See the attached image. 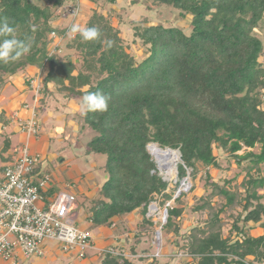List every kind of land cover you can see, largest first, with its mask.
<instances>
[{
    "label": "trees",
    "instance_id": "16d2710c",
    "mask_svg": "<svg viewBox=\"0 0 264 264\" xmlns=\"http://www.w3.org/2000/svg\"><path fill=\"white\" fill-rule=\"evenodd\" d=\"M81 1L0 0V20L7 19L15 38L31 43L29 53L0 62V92L9 77L29 67L43 73L23 83L30 89L33 79L43 81L41 108L55 94L79 101L81 108L88 92L110 97L106 112L81 113L83 127L93 132L88 155L106 157L105 181L92 206L91 223L109 228L117 217L135 212L146 223L152 203L163 208L172 201L163 228L176 234L175 219L185 211L180 201L188 193L174 195L188 173L192 193L203 171V194L189 209L206 214L204 226L193 228L184 244L175 243L194 264H264V232L252 237L244 231L248 225L264 231V0H150L156 7L176 9L190 29L186 33L181 26L151 24L147 17L132 22L133 37L146 52L140 60L130 53L109 14L101 12V2L116 0H87L94 10L86 27L98 28L99 39L85 41L77 33L65 45L68 54L52 52V33L67 37L66 28L53 24L55 11L60 16L65 7L77 5L80 12ZM10 121L0 109V172L10 160V136L15 133L7 132ZM149 145L178 151L175 182L163 180ZM217 150L227 163L235 159L239 168L247 163L240 183H234L238 175L212 181L210 170L222 167ZM118 250L122 254L104 253L99 264H132Z\"/></svg>",
    "mask_w": 264,
    "mask_h": 264
},
{
    "label": "rangeland",
    "instance_id": "374dc122",
    "mask_svg": "<svg viewBox=\"0 0 264 264\" xmlns=\"http://www.w3.org/2000/svg\"><path fill=\"white\" fill-rule=\"evenodd\" d=\"M101 12L103 14H109L112 19V24L118 26L121 30V38L129 44L128 46L130 53L134 54L136 59H141L146 55L139 40H135L133 37V26L132 22H139L143 18L147 17L151 24H165L166 26H181L186 33L189 32L190 27L188 22H183L179 19V12L168 6L156 7L150 3V0H139L138 4H133L132 0H116L114 3L101 2ZM103 4V5H102ZM150 6V7H149ZM66 8V7H65ZM94 6L83 0L80 3V12L73 21H71L70 15L67 14L65 17L58 16L59 9L54 13L57 21L54 25L64 29L71 23L77 24L81 27H86V24L91 17ZM66 38L56 40L58 43H51V51L59 52L61 56L68 54L65 49V45L76 35L73 33L66 34ZM258 35H260L258 33ZM261 36V35H260ZM55 48H58L55 50ZM25 73V74H24ZM37 73L38 77H43V73L40 72V76L33 68H25V72L19 73L18 76L21 78L28 79L32 74ZM21 74V75H20ZM27 76V77H24ZM15 76L12 78V81ZM37 79V78H35ZM19 88L13 87L6 93V103L13 102V98L19 92ZM31 91V90H30ZM23 92L28 94L25 89ZM0 92V103L5 99V96ZM32 93H29V100H25L24 97H17L18 103L11 105V108L7 109V115L11 118L9 133L11 129L13 133L11 137L12 149H20L22 144L27 141L29 149L36 155H38L41 164V173L43 176H48L50 179V190L53 189V193L60 191L66 193H73L77 197V210L75 213L79 219L77 226L82 229H87L91 235L95 238L94 245L95 249H88L86 251V258L80 259L73 251H64L63 244L56 242H46L41 246V252L37 255L25 259L20 254L17 264H99L104 256L105 251L113 248L115 251L120 252L121 249L125 256L131 261L132 264H194L190 263L189 257L186 255L185 249L177 246L176 240L179 244H184L186 236L190 234V231L195 227H203L204 220L206 218L205 213H195L190 207H195L199 202L198 198L203 194L204 181L200 179L204 176V172L201 171L197 175L193 182L195 184V190L183 198L180 204L185 207L184 214L181 218L175 219V224L179 227L177 233L174 230H167L164 228L160 229L161 233V246L158 249L155 244V234L159 231V224L154 222V218H158L156 215L154 218H149L144 223L141 212H135L130 215L117 217L114 220L115 226L98 227L91 223L90 218L92 217L94 201L99 198L98 191L101 185L105 181V175L102 168L106 164V157L103 155L87 153V144L90 142L93 132L88 128H84L83 119L81 113L83 109L79 105V101H67L68 108L63 112L60 110V104L55 105L52 103L50 111L41 108L40 103L35 104V113L37 121L39 122L40 133L36 136L27 138L18 131L16 120L20 118H29V113L23 109V105L27 104L28 108L33 107ZM43 95L41 91L38 99ZM63 99V97L61 96ZM65 100V99H64ZM24 102V103H23ZM59 103L61 101H58ZM23 104V105H21ZM20 107L16 110L15 107ZM13 107V108H12ZM60 115H58V113ZM64 113V114H63ZM35 118V119H36ZM83 127V128H82ZM25 137L24 139L21 136ZM1 138V137H0ZM152 146L149 145L148 151L150 152L154 162L155 156L151 152ZM2 147V138L0 139V148ZM259 150L257 147L256 151ZM247 151H250L247 149ZM246 152L244 149L238 152V155H242ZM174 154L173 152H171ZM217 158L221 164L219 171L210 170L212 181H223L235 179L234 183H240L243 178L241 175L242 168L246 166V162L239 168L236 165L235 159H230V163L225 162V156L222 150L216 151ZM158 160V159H157ZM177 163V162H176ZM180 162L178 161L177 165ZM158 167V165H157ZM160 170V169H159ZM160 175H164L174 181L177 177V167L173 173H167L160 171ZM261 175L264 176V164L261 166ZM259 194H263L259 191ZM264 203V199L262 200ZM149 215V214H148ZM75 217V214H74ZM224 217V215H223ZM227 220V218H224ZM232 220L226 221V225L223 229V233L226 235L230 229ZM245 233L248 236L256 237L260 232L257 226H246L244 228ZM180 236V238H177ZM182 237L184 239L182 240ZM137 249L136 254H132ZM159 252V256L156 255ZM152 256H156L158 259L154 260ZM98 258V259H97ZM144 258V259H142ZM0 264H11V261H5L0 258Z\"/></svg>",
    "mask_w": 264,
    "mask_h": 264
},
{
    "label": "built area",
    "instance_id": "2783aa9c",
    "mask_svg": "<svg viewBox=\"0 0 264 264\" xmlns=\"http://www.w3.org/2000/svg\"><path fill=\"white\" fill-rule=\"evenodd\" d=\"M75 1L78 2L79 0ZM78 13V6L73 5L64 8L60 16L65 17L68 14L73 21ZM71 24L66 27V34L71 33L69 31ZM52 37L53 44L56 45L58 43L56 40L62 39L56 33H52ZM30 89L33 92V107L28 108L27 104H21L30 117L25 119L19 117L16 120L18 131L26 135L27 138L36 136L42 131L39 128L34 108L39 101L38 97L41 91L44 89L43 81L38 78L33 79L30 82ZM154 158L157 162L156 167L158 165L159 174L160 171L174 172H169V169L165 168L164 165L162 166L156 157ZM178 161L180 162V155ZM41 162L38 155L29 149L26 141L20 149L10 151V160L0 172V258L11 261V264H17L20 254L25 259H29L38 253L40 254L41 246L44 243L56 242L63 244L64 251H73L78 258L85 259L86 251L95 249V238L87 229L77 226L79 219L75 213L77 197L73 193L63 191L49 194V177L43 176L41 169L36 170ZM177 163L174 164V170ZM161 176L165 181H176V179L173 181L171 176L170 178ZM191 188L192 181L188 173L180 181L174 198H177L182 192L188 193ZM171 204L172 201L160 208L156 203H152L148 207L147 216L154 218L156 215L158 218L156 220L154 218V222L160 223L159 226L161 225L155 234V244L158 249L161 246L160 229L167 221V208ZM114 226L113 223L112 227ZM157 252L156 256L158 257L160 251ZM105 253L122 254L114 249L105 251Z\"/></svg>",
    "mask_w": 264,
    "mask_h": 264
},
{
    "label": "clouds",
    "instance_id": "9594fccd",
    "mask_svg": "<svg viewBox=\"0 0 264 264\" xmlns=\"http://www.w3.org/2000/svg\"><path fill=\"white\" fill-rule=\"evenodd\" d=\"M69 31L79 34L85 41H95L100 38V31L95 26L81 27L73 24ZM14 29L7 19L0 20V62L8 63L19 59L31 50V43L19 40L13 36ZM111 42H109V45ZM110 97L101 92H88L82 98V108L87 114L104 113L108 110Z\"/></svg>",
    "mask_w": 264,
    "mask_h": 264
},
{
    "label": "crops",
    "instance_id": "0c3cea01",
    "mask_svg": "<svg viewBox=\"0 0 264 264\" xmlns=\"http://www.w3.org/2000/svg\"><path fill=\"white\" fill-rule=\"evenodd\" d=\"M33 70H36L35 68H33ZM25 74V73H24ZM21 75V74H20ZM33 75V74H32ZM34 76V75H33ZM14 77V76H13ZM13 77H9V82H8V84H7V86H6V89H5V91L4 92H2L1 94L2 95H4L5 96V100L2 102V103H0V109H5L6 110V112H7V109L8 108H11V105H15V102L16 103H18V101H17V97L18 98H20V97H24L25 96V100H29V98L30 97H28V95H29V93H32V91H30V89H26L27 91H28V94L26 93V92H23V90H25V88H24V85H23V83H24V79L25 78H21V77H19L18 75H16L15 76V79L12 81V78ZM24 77H27V76H25L24 75ZM30 77H32V76H29L28 78H30ZM13 87V89H15L16 87H18L19 88V92L15 95L16 97H14L13 98V102H9V103H6V99H7V97H6V93L8 92V90H10L11 88ZM33 95H31V97H32ZM55 96L56 97H53L51 100H50V102H49V104H48V106L47 107H45L44 108V110H46V111H50L51 109H50V107L52 106V103H54L55 105H58V104H60L61 106V108H60V110L61 111H65L68 107V104H67V101H65L64 99H62L61 98V96H58L57 94H55ZM58 101H61L60 103L58 102ZM72 102V101H71ZM16 106V105H15ZM13 108V107H12ZM19 106L18 107H15V109L16 110H19ZM58 113V112H57ZM64 114V113H63ZM58 115H60L59 113H58ZM9 130H11V129H9ZM21 136V135H20ZM23 136H21V138H22ZM25 137H23L22 139H24ZM98 259V258H97Z\"/></svg>",
    "mask_w": 264,
    "mask_h": 264
},
{
    "label": "bare ground",
    "instance_id": "6f19581e",
    "mask_svg": "<svg viewBox=\"0 0 264 264\" xmlns=\"http://www.w3.org/2000/svg\"><path fill=\"white\" fill-rule=\"evenodd\" d=\"M152 154L158 159V162L165 168L169 169V172L174 171V164L179 160V154L174 151H163L156 146H152L151 148ZM173 152L174 154H172Z\"/></svg>",
    "mask_w": 264,
    "mask_h": 264
},
{
    "label": "water",
    "instance_id": "95a60500",
    "mask_svg": "<svg viewBox=\"0 0 264 264\" xmlns=\"http://www.w3.org/2000/svg\"><path fill=\"white\" fill-rule=\"evenodd\" d=\"M167 150H168V151H174V150H170V149H166V151H167ZM163 151H165V150H163ZM174 152H177V153H178V151H174Z\"/></svg>",
    "mask_w": 264,
    "mask_h": 264
}]
</instances>
